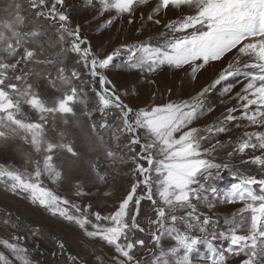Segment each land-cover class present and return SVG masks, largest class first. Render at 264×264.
<instances>
[{
  "label": "snow or ice",
  "instance_id": "1",
  "mask_svg": "<svg viewBox=\"0 0 264 264\" xmlns=\"http://www.w3.org/2000/svg\"><path fill=\"white\" fill-rule=\"evenodd\" d=\"M81 2L82 11H91L93 18L108 15L100 27H111L125 18L128 24L134 23L137 10L150 0ZM161 14L171 16L163 22ZM140 18L156 26L163 23L165 38L155 44H124L110 54L97 55L82 37V26L73 23L67 0H0V144L18 139L30 153L25 159L30 170L0 166V185L50 216L75 225L102 249H110L111 255L93 250L94 264H145L139 253L153 252V248L159 252H153L148 264H192L190 254L200 237L190 236L178 225L207 231L209 220L201 219L196 202L212 206L208 193L215 189L209 182L226 167L210 157L225 148L231 149L229 157L259 152L251 160L264 169V0H157L149 14L145 17L141 12ZM121 52L126 53L128 71L139 73L168 95L172 89L167 83L154 79L161 70L187 69L195 80L197 73L225 58L228 62L209 86L191 98L134 111L104 74ZM69 53L85 70L88 82L99 86L93 88L95 111L103 121L99 125L91 120L93 110L79 86L85 83L82 72L65 62ZM236 83L242 87L231 95ZM218 88L236 103L212 125L193 126L204 114L206 96ZM77 105L82 106L83 122ZM109 115L119 123L112 124ZM76 128L83 141L72 138L77 136ZM109 128L106 141L98 129ZM234 129L240 130L235 140L231 136ZM80 142L85 148L79 147ZM124 149L131 155L126 156ZM87 152H102L109 168L131 162L137 177L107 215L93 212L91 203H73L50 186H62L84 164ZM87 164L93 182L106 185L109 173L99 155ZM254 185L260 186L259 194ZM73 188L76 197L91 194L79 180ZM144 201L151 208L150 216L144 213L147 225L140 223ZM227 202L244 206L227 233L212 239L229 240L234 247L228 253L243 254L240 264H264V179L243 175ZM18 229V218L11 213L0 217V264H32L28 234ZM239 230L244 234H238ZM145 235L150 239L146 241ZM165 237L173 242L167 249L162 244ZM58 249L63 254L64 243H58ZM67 258L71 264H85L78 256ZM211 264H227L225 254H214Z\"/></svg>",
  "mask_w": 264,
  "mask_h": 264
},
{
  "label": "rangeland",
  "instance_id": "2",
  "mask_svg": "<svg viewBox=\"0 0 264 264\" xmlns=\"http://www.w3.org/2000/svg\"><path fill=\"white\" fill-rule=\"evenodd\" d=\"M67 3L72 10L73 23H79L82 26V37L90 43L93 52L97 55L110 54L124 44L130 45L141 41H151L155 44L165 38L161 35L164 30L163 23L156 26L146 19L142 20L140 18L141 12L145 17L149 14L157 0H150L149 4L138 9L134 23L128 24L127 18H125L114 23L111 27H100L104 24L108 15L93 18L94 14L91 11H82L81 0H67ZM161 15L163 16V14ZM170 16L171 14L163 16V22H167ZM65 44L67 46L68 41ZM125 59L126 53L121 52L110 65V68L104 70V74L116 86V91L123 101L133 108L134 111L148 106L163 105L169 101L179 102L191 98L202 88L209 86L221 68L225 67L228 62V58H225L224 61L217 63L207 71L197 73L195 80L192 79L191 72L187 69L179 72L168 69L161 70L158 75L154 76V79L158 83H167V86L172 89L171 95H168L163 89L157 91L139 73L128 71L125 67ZM65 62L70 68L76 67L82 72V79L85 83L79 86L83 89V94L88 99V108L93 110L91 120L95 121L97 125L103 123L99 112L95 111V92L93 88L98 89L99 86L88 82L89 77L85 70L76 64L74 54L69 53ZM241 87L242 84L236 83L231 95L240 91ZM235 103L236 101L230 99L229 95L222 94L219 88L213 90L205 98L204 114L200 116L193 126L204 128L212 125L218 119H221L226 114L227 109ZM81 107L77 105V111L79 120L83 122L86 118L79 114ZM107 119L112 124L119 123L112 115H109ZM75 131L77 136L72 138L83 141L84 137L80 134L79 128H76ZM111 131V128L98 129L99 134H102L106 141L109 140ZM239 135L240 130L235 129L231 134L233 140ZM228 138V136L222 137L224 140H228ZM112 146L115 147V144L113 143ZM79 147L83 149L85 144L80 142ZM228 151H231V149L225 148L214 157H210L213 162L226 165V167L220 169L219 176L209 182L211 188L215 189L214 193L211 191L208 193L212 206L209 207L208 202L205 201L196 202L201 219L209 220V224L205 226L207 231L201 233L199 227L185 229L182 225H178L182 231H187L190 236L200 237V242L190 254L192 264H211V257L221 252L225 254L227 264H240L243 259V254L236 256L228 253L227 250L234 247L229 240L223 238L212 239V236H218L222 232L227 233L231 227L233 217L239 218L237 213L244 205L240 202H227V197L232 192L233 186L240 182V178L243 175H252L257 179H264V169L252 163L251 160V156L259 155V152L229 157L227 155ZM123 152L126 156L131 155L126 149ZM29 154L28 146L18 139L11 140L6 144H0V166L21 168L22 170L27 168L30 170V166L25 163L26 156ZM31 155L34 159L37 158L34 153H31ZM97 155L100 157V163L109 173L106 185L95 184L93 175L88 172L87 160H96ZM109 163L104 160L102 152H87L84 164L77 166L62 186H50L55 192L68 198L73 203L81 206L91 203L93 212L99 211L102 215H107L114 211L115 207L130 191L132 184L137 178L136 174L132 172L133 165L131 162L128 164H117L114 168H109ZM77 180L85 186V191L91 193L90 195L76 197L72 194L74 192L73 185ZM259 188V185L253 186V190L257 194H259ZM105 192L110 193V195H105ZM139 194H141V189L138 188L137 195ZM141 210L140 223L147 225L148 216L151 215V208L148 207L147 201L142 202ZM7 213H11L13 217L18 218V230L21 233L28 234L26 244L32 264H71L67 258L69 254L78 256L85 264H94L93 250H96L97 254L101 250L107 255L112 254L110 249H102L99 243L86 237L75 225H69L67 222L50 216L42 209L31 205L29 201L5 191L4 187L0 185V217ZM144 213H147L148 216H145ZM245 215L249 214L245 213ZM31 231H37L38 234L32 236L30 234ZM2 234L7 236L6 232ZM238 234H244V231L239 230ZM143 238L146 241L150 239L146 235ZM60 242L65 245L63 254H60L58 249V243ZM162 244L165 249L173 246V242L167 237L162 240ZM149 247H152V245L149 244ZM153 252L158 253L159 249L153 248ZM153 252L144 250L139 253L144 258L145 264H148L151 260ZM53 253L57 254L53 255Z\"/></svg>",
  "mask_w": 264,
  "mask_h": 264
}]
</instances>
